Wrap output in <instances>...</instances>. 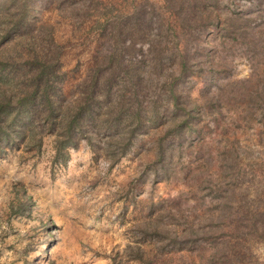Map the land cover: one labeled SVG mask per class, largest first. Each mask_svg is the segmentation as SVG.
I'll use <instances>...</instances> for the list:
<instances>
[{
  "label": "rangeland",
  "instance_id": "rangeland-1",
  "mask_svg": "<svg viewBox=\"0 0 264 264\" xmlns=\"http://www.w3.org/2000/svg\"><path fill=\"white\" fill-rule=\"evenodd\" d=\"M88 1L32 0L28 29L0 22V68L58 46V84L75 99L106 49L145 55L161 106L156 67L176 43L189 53L182 116L148 125L115 163L83 139L59 155L50 135L2 142L0 264H264V0H101L128 15L109 42L86 15L68 20Z\"/></svg>",
  "mask_w": 264,
  "mask_h": 264
},
{
  "label": "trees",
  "instance_id": "trees-1",
  "mask_svg": "<svg viewBox=\"0 0 264 264\" xmlns=\"http://www.w3.org/2000/svg\"><path fill=\"white\" fill-rule=\"evenodd\" d=\"M31 2L0 0V22H9L14 31L28 29ZM96 4L106 5L101 0H90L85 8L82 7L84 9H71L70 15H73L68 20L77 24L79 14L81 19L86 15L93 22L89 27L96 28L97 38L109 42L111 30L128 15L112 16L105 6L95 7ZM4 12L9 13L8 16ZM165 25L161 28L168 31L170 27L165 28ZM120 29L123 30L122 25ZM176 47L175 43L172 54L159 55V61H174L179 70V75H174L173 69L171 73L166 72L165 63L157 65L156 81L162 82L163 88L157 94V98L163 99L161 106L147 95L146 81L150 77L145 70V55L129 57L106 49L104 55L96 56V64L88 67L75 85V99H67L58 84L66 76V71L59 68L61 51L58 46L46 49L51 56L41 52L29 57L23 71L13 66L8 70L2 65L0 144L25 142L41 147L44 137L50 135L59 155L68 147H77L83 139L97 153L110 151L113 163L117 162L148 125H169L182 116L179 114L181 94L175 80L185 73L189 53ZM162 154L160 146L159 156Z\"/></svg>",
  "mask_w": 264,
  "mask_h": 264
}]
</instances>
